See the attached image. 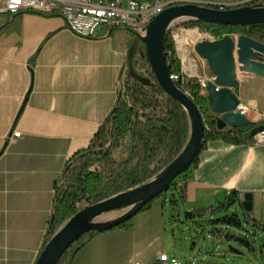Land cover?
Here are the masks:
<instances>
[{"label":"crops","instance_id":"0c3cea01","mask_svg":"<svg viewBox=\"0 0 264 264\" xmlns=\"http://www.w3.org/2000/svg\"><path fill=\"white\" fill-rule=\"evenodd\" d=\"M135 42V36L123 29H103L95 38H82L59 16L1 17L0 264L36 263L57 184L71 158L88 148L113 110ZM194 45L186 42L185 58L176 45L182 71L187 78H208ZM238 80L235 93L247 118L264 126V78L238 74ZM14 131L21 137L12 138ZM232 192L238 194L236 206L242 210L244 203H251L247 213L263 240L264 143L209 142L185 198L180 189L174 190L171 216L217 206ZM166 200L140 212L142 218L133 229L92 238L72 264H156L158 254L165 253L156 249L153 239L158 219L168 216Z\"/></svg>","mask_w":264,"mask_h":264},{"label":"trees","instance_id":"16d2710c","mask_svg":"<svg viewBox=\"0 0 264 264\" xmlns=\"http://www.w3.org/2000/svg\"><path fill=\"white\" fill-rule=\"evenodd\" d=\"M134 1L154 3L166 0ZM175 1L177 3L172 6L205 0ZM259 5L264 6V0L250 1L234 8ZM225 9L232 8L225 7ZM183 26L186 29L198 28L216 39L236 34L264 44V25L225 27L189 21ZM135 41L136 48L129 58L128 70L124 74L113 110L100 126L88 148L71 158L57 184L51 220L42 250L56 232L81 210L82 204L87 207L92 206L151 182L181 154L188 141L190 133L188 114L159 86L146 59L144 44L137 37ZM165 53L171 74L179 76L177 87L189 94L203 116L205 132L202 150L209 142L217 140L236 146L254 144L255 138L251 133L260 125L251 124L243 128L218 130L216 117L211 113L208 98L202 94L200 79L184 80L183 78L182 63L177 58L172 30L166 34ZM125 143L128 147L127 156L118 162L113 155ZM198 164L199 157L173 182L171 187L174 190L180 189V197L185 198L186 187L194 179ZM154 202L155 200L147 204L141 212L148 210ZM238 203V194L232 192L217 206L194 210L187 213V218L194 220L206 216H225L218 222L238 225L235 217L238 215L229 214V210ZM133 228L134 218L114 230ZM98 234L101 233L91 232L83 236L64 254L58 264H72L75 254ZM236 239L252 249L251 240L241 237Z\"/></svg>","mask_w":264,"mask_h":264},{"label":"water","instance_id":"95a60500","mask_svg":"<svg viewBox=\"0 0 264 264\" xmlns=\"http://www.w3.org/2000/svg\"><path fill=\"white\" fill-rule=\"evenodd\" d=\"M180 21L225 27L264 25V6L232 7L228 10L205 2L170 6L149 23L144 36H136L145 46L146 59L159 86L188 114V141L181 154L151 182L80 210L50 239L35 264H58L64 254L86 234L106 233L135 218L147 204L165 194L200 156L205 132L203 116L189 94L177 87L165 53L166 34ZM135 48L136 42L129 58ZM193 51L205 63L210 75L208 78L202 76L200 81L211 113L216 117L218 130L250 126L252 122L239 111L241 101L235 93L240 86L238 74L240 77L264 78V44L235 34L217 40L197 41ZM263 132L264 126H260L252 131L251 136L255 138ZM242 207L246 212L252 210L249 202ZM125 209L129 210L116 219L102 220L109 213Z\"/></svg>","mask_w":264,"mask_h":264},{"label":"rangeland","instance_id":"374dc122","mask_svg":"<svg viewBox=\"0 0 264 264\" xmlns=\"http://www.w3.org/2000/svg\"><path fill=\"white\" fill-rule=\"evenodd\" d=\"M246 1L205 0L204 2L213 5H230ZM172 3L176 4L177 2L172 0ZM184 23V21H180L172 29L175 46L177 44L178 48H180V44L177 40V34L180 31L188 33L197 31L200 34V38L197 41L210 39L211 35L208 33L200 31L198 28L186 29L183 26ZM201 35H203L202 38ZM197 41L188 40L187 42L196 43ZM127 151L128 147L127 143H125L120 150L114 153V159L118 162L125 159ZM173 195L175 193L171 187L162 197L155 200L156 204H162L165 198L167 199L165 212L168 215L161 216V220L158 219V225H156L155 230L156 236L153 239L156 249L163 250L170 259H176L182 264H264V237L263 240L261 237H258L256 229L252 226L253 217L249 216V213L242 210L240 206L234 207L235 209L229 213L230 215H238L235 216L239 223L238 225H230L222 221L218 222V220L225 216H206L190 220L185 216V212H183V216H171ZM86 207L85 204H82L80 209L82 210ZM128 210L109 213L102 220L116 219ZM138 215L134 218L135 223H138L142 218ZM239 237L251 240L252 249L238 241L236 238ZM254 237L256 238L255 242H253Z\"/></svg>","mask_w":264,"mask_h":264},{"label":"built area","instance_id":"2783aa9c","mask_svg":"<svg viewBox=\"0 0 264 264\" xmlns=\"http://www.w3.org/2000/svg\"><path fill=\"white\" fill-rule=\"evenodd\" d=\"M250 1L255 0L230 5L219 4V6L222 9H225V7L232 8ZM172 5H174L172 0L156 1L154 3H127L119 0H0V19L3 16L13 17L23 13L59 16L71 32L82 38H95L99 31L103 29H106L109 33L123 29L134 36H144L146 32H139V24L142 20H150L151 22ZM208 40L217 39L210 36ZM182 75L186 80L187 77L183 71ZM172 78L175 82L179 80L177 75H172ZM239 111L246 114L247 110L241 104ZM20 137L21 133L19 131L13 132L12 138L17 139ZM254 143H264V132L255 137ZM156 264L182 263L176 259H170L165 253H159Z\"/></svg>","mask_w":264,"mask_h":264},{"label":"bare ground","instance_id":"6f19581e","mask_svg":"<svg viewBox=\"0 0 264 264\" xmlns=\"http://www.w3.org/2000/svg\"><path fill=\"white\" fill-rule=\"evenodd\" d=\"M119 1H126L127 3H136V1L134 0H119ZM150 20H142L141 24H139V32H146V28L149 25ZM203 37V35H201V38ZM200 38V34L197 31H193V32H183L180 31L177 34V40L178 43L180 44V48L182 51V54L184 55L185 58V54H186V42L188 40H193V41H197Z\"/></svg>","mask_w":264,"mask_h":264}]
</instances>
